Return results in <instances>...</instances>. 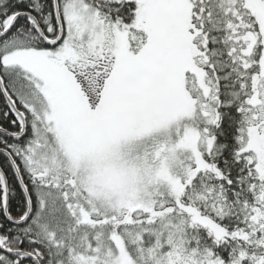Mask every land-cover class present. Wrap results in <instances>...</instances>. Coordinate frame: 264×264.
Segmentation results:
<instances>
[{"label": "snow or ice", "instance_id": "obj_1", "mask_svg": "<svg viewBox=\"0 0 264 264\" xmlns=\"http://www.w3.org/2000/svg\"><path fill=\"white\" fill-rule=\"evenodd\" d=\"M0 264H264V0H0Z\"/></svg>", "mask_w": 264, "mask_h": 264}]
</instances>
